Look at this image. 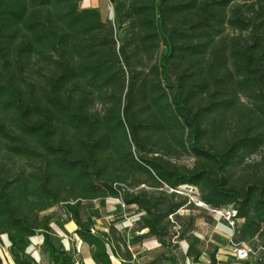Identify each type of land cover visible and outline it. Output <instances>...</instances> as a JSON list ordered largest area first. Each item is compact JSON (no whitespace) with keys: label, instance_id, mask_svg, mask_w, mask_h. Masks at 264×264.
I'll return each mask as SVG.
<instances>
[{"label":"trees","instance_id":"16d2710c","mask_svg":"<svg viewBox=\"0 0 264 264\" xmlns=\"http://www.w3.org/2000/svg\"><path fill=\"white\" fill-rule=\"evenodd\" d=\"M81 2L0 0V246L6 237L15 264H42L30 251L40 234L49 264H83L54 244L56 223L41 215L61 204L64 232L74 222L94 262L113 264L92 205L111 197L138 207L132 231L147 233L132 245L164 244L184 202L120 185L137 174L172 199L196 187L204 204L232 206L237 226L261 235L264 174L240 186L229 168L264 146V0H111L114 22ZM180 153L194 164L179 165ZM201 243L193 235L187 252L162 259L199 262ZM217 251L210 264H222Z\"/></svg>","mask_w":264,"mask_h":264},{"label":"rangeland","instance_id":"374dc122","mask_svg":"<svg viewBox=\"0 0 264 264\" xmlns=\"http://www.w3.org/2000/svg\"><path fill=\"white\" fill-rule=\"evenodd\" d=\"M101 12L104 19L111 14L110 5L106 2ZM111 18V16H110ZM114 22L115 19H112ZM122 36L121 33L119 37ZM165 49L162 48V52ZM179 165L191 167L195 159L188 153L176 154L174 159ZM264 174V146L253 153L240 154L229 168L231 180L236 185H244L251 182L256 176ZM139 181H145V184L135 186ZM130 192H139L145 190L159 197L166 203L183 201L184 205L175 215L168 217V236L164 239L165 243L160 244L158 240H151L145 244L132 245L131 241L134 236L147 233V230L133 232L132 230L139 227L136 220L139 216V210L136 205L126 206L122 197H111L102 206L100 201H93L92 205L97 211L99 218L96 220V232L110 235L112 247H115L118 255L112 256L113 264H145L152 259H158L159 264H170L168 260L162 259L168 257L171 252L181 254L187 252V242L193 235H198L202 239L199 248L202 255L199 262H193L190 257L186 262L181 264H210L209 253L218 248L216 252L217 259L222 264H241L249 261L250 264H257L258 261H264V226L261 235L251 237L245 234L242 226H237L232 218L233 207L229 206L215 212L209 206L201 201L200 192L196 187L189 185L180 186L175 193L178 197L172 199L170 190L167 186L157 187L145 175L132 176L127 184H120ZM118 207L125 209L123 214L117 213ZM116 213L117 217H124L120 220H114L111 215ZM42 217H53L56 223V231L53 234V242L58 247L61 244L70 251H75L82 259L83 264H96L92 259L91 248L85 244L77 235L73 233L67 235L59 223L66 219L63 213L62 205L43 212ZM231 217V218H230ZM234 222V224H233ZM114 223H118V229H114ZM237 223L242 224L243 220ZM69 229H74L72 222L68 224ZM37 242L33 244L31 255L42 264H49V260L44 254L42 247L41 235H36ZM4 243L0 246L4 264H15L9 253V242L4 237ZM127 242V245L125 243ZM252 247L253 253L244 261H239L236 257V247Z\"/></svg>","mask_w":264,"mask_h":264},{"label":"crops","instance_id":"0c3cea01","mask_svg":"<svg viewBox=\"0 0 264 264\" xmlns=\"http://www.w3.org/2000/svg\"><path fill=\"white\" fill-rule=\"evenodd\" d=\"M106 2H108L109 3V5H110V9H111V14H110V16H111V18H110V16H108V18L107 19H104V17H103V15H102V17H103V19L104 20H112V19H115V15H114V9H113V5H112V2H111V0H82V2L80 3V7L82 8V9H87V8H97V9H99L100 10V12H101V10H102V8H103V6H106ZM101 14H102V12H101ZM72 222H70V223H68V224H71ZM74 223V222H73ZM67 224V225H68ZM67 225L65 226V228H66V230L69 232V233H73L74 234V231L77 229V226H75L74 227V229H69L68 227H67ZM76 225V224H75ZM75 235V234H74ZM36 239H38V238H36V236L34 237V238H32V246H31V248H30V251L32 250V248H34L33 247V244H35L36 242H37V240ZM40 241H43V238H42V236H41V240Z\"/></svg>","mask_w":264,"mask_h":264},{"label":"built area","instance_id":"2783aa9c","mask_svg":"<svg viewBox=\"0 0 264 264\" xmlns=\"http://www.w3.org/2000/svg\"><path fill=\"white\" fill-rule=\"evenodd\" d=\"M214 211L217 212L218 210H214ZM235 216H236V211L233 210L232 218ZM252 253H253L252 247H247V246L236 247V257L239 261L246 260Z\"/></svg>","mask_w":264,"mask_h":264},{"label":"water","instance_id":"95a60500","mask_svg":"<svg viewBox=\"0 0 264 264\" xmlns=\"http://www.w3.org/2000/svg\"><path fill=\"white\" fill-rule=\"evenodd\" d=\"M190 186V185H189ZM190 187H193V186H190Z\"/></svg>","mask_w":264,"mask_h":264}]
</instances>
